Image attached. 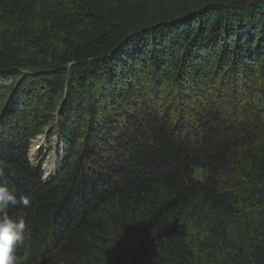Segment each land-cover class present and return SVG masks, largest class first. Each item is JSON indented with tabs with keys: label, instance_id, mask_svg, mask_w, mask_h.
I'll return each mask as SVG.
<instances>
[{
	"label": "trees",
	"instance_id": "obj_1",
	"mask_svg": "<svg viewBox=\"0 0 264 264\" xmlns=\"http://www.w3.org/2000/svg\"><path fill=\"white\" fill-rule=\"evenodd\" d=\"M255 97L264 0H0V183L30 200L5 209L25 223L15 255L264 264Z\"/></svg>",
	"mask_w": 264,
	"mask_h": 264
},
{
	"label": "clouds",
	"instance_id": "obj_2",
	"mask_svg": "<svg viewBox=\"0 0 264 264\" xmlns=\"http://www.w3.org/2000/svg\"><path fill=\"white\" fill-rule=\"evenodd\" d=\"M29 203V197L21 195L17 199L6 183H0V264H16L19 257L15 255V249L23 243L25 231L23 219L10 217L5 209L17 204L27 207Z\"/></svg>",
	"mask_w": 264,
	"mask_h": 264
},
{
	"label": "rangeland",
	"instance_id": "obj_3",
	"mask_svg": "<svg viewBox=\"0 0 264 264\" xmlns=\"http://www.w3.org/2000/svg\"><path fill=\"white\" fill-rule=\"evenodd\" d=\"M158 97H162L161 93L158 94ZM175 100H176L175 103L180 104L181 106H183V105L194 106V102L191 103L190 101H188V104H187V103L182 102L178 98H176ZM254 102H255V105H257V106H263L264 105V99H262L260 97H255ZM203 103H205V101H203ZM52 140H53V143L51 146L53 147L52 148L53 151L51 153H49L47 150L48 144H47V140L45 141V136H41V137L36 138L33 145H31L29 155H28L29 161L32 164H34V166H37L40 163V161H42L43 164H42L41 170L43 172V178H42L43 180H45L46 177L53 175L54 170H55L56 152H58L57 151L58 147L56 145L57 138L53 137ZM38 145H43L41 152H39L40 150H38ZM194 176H195V178H201L202 172L199 169H196V170H194Z\"/></svg>",
	"mask_w": 264,
	"mask_h": 264
}]
</instances>
